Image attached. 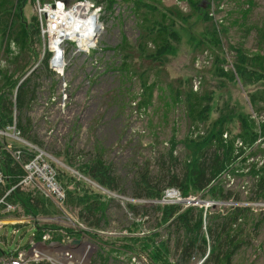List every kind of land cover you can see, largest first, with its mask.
I'll return each mask as SVG.
<instances>
[{
  "label": "rangeland",
  "instance_id": "374dc122",
  "mask_svg": "<svg viewBox=\"0 0 264 264\" xmlns=\"http://www.w3.org/2000/svg\"><path fill=\"white\" fill-rule=\"evenodd\" d=\"M117 1L118 4H114V7L109 11L102 6L101 30L97 33L96 47L92 52L86 56L78 55L74 52L73 47L69 46L65 51L66 65L62 71L63 77L54 74L50 68L51 73L47 71L39 74V78L38 74L33 77L34 81L36 80L41 84V87L38 90L36 101L32 103L30 112H28L31 121L29 130L40 143H43L39 146L49 155V160L70 170L78 177L89 181L79 175L74 168L71 169L63 163L62 159L66 157L68 152L79 164H82L90 155L93 156L97 153V150L103 145L105 158L114 161L117 175L122 179L120 188L124 192H109L97 184L94 185L120 205V208L115 204L110 205L109 222L98 230L99 236L104 242L86 234L85 231L91 232L92 228L78 220V209H67L64 201L56 203L51 198L46 197L38 188H34L32 191L30 190L31 187H25L22 191L34 197L41 198L44 196L48 199L47 201L50 203L48 208L52 210L50 217L58 216L55 220L63 224L57 225L59 228L56 229L45 231L42 229V237L50 232L53 240V234L62 235L61 240L67 243L69 239L65 228L73 229L70 220L77 225L79 224L78 231L82 233L81 239L87 241L91 247L89 256L91 264L105 263L99 258L100 254L107 258L105 264H149L148 259L141 253L131 255L124 250H119L123 246L120 245L122 241L118 238L134 235L143 236L155 231L159 234L158 239L173 238L170 242V260L181 264L176 247L177 242H175L171 230L167 228L168 225L161 226L159 224V213L153 207L148 214L143 212L130 213L128 207V203H133L132 199H135L132 195L131 185L140 165L144 167L148 163L153 172H158L159 167L156 166L155 160L169 149V141L173 136L179 143L176 154L179 156L184 154L181 141L189 134L191 124L186 117V105L182 101L175 100L174 89L179 88L185 91L192 87L195 95L201 94L202 96L213 92L214 100L212 103H215L216 106L210 116V121L219 116L220 109L225 104L239 107L252 114L257 121L264 119V111L258 116L249 102L248 91H253L254 87H249L247 91L242 88L241 83L235 84L212 73L211 67L214 58L212 48L203 45L192 50L185 41L178 45V53L165 61V68L162 69L159 65L152 77L150 76L149 81L156 82L152 86L151 98L147 105L139 106V101L142 98L140 97L142 85L139 78L135 77L134 74H129V78L126 79L127 72L112 68L111 63L119 61L115 48L122 42V39L125 38L131 44L135 43L143 30L141 26L146 21L142 20V15L133 12L132 0ZM154 1H157L159 6L171 7L176 5L185 12L191 11L186 1ZM207 1L198 0L205 5ZM211 1L216 10V17L227 27V34L223 36L224 45H227V40L235 46H242L250 54L257 52L264 54V48L257 42L255 30L256 26L264 27V0ZM40 8L38 3L28 4L24 9L27 20L30 21L34 14L38 15ZM147 19L152 23L158 19V16L153 15ZM197 28L200 30L202 26ZM42 46L40 42L36 46L38 58H32L23 78L29 76L41 62L43 57V53L41 54ZM12 47L15 53L19 51L16 45ZM150 47H153V44H150ZM231 56V53L227 55L229 60H232ZM6 69L11 72L13 65L8 64L6 57L1 52L0 82L3 81V72ZM259 90L263 91L264 88L260 86ZM18 115V111L13 108V116L16 120ZM191 127L195 136L206 129L207 123H200L198 127L193 125ZM231 127L235 132L239 131V121L232 122ZM4 139L6 143H11L13 146H21L18 141L11 139L10 136H6ZM261 140L262 138L254 144V148L263 147L259 146ZM0 142L2 148L7 151L3 142ZM12 151L15 149H11ZM53 152L59 153L61 159L56 158ZM8 153L13 162L19 164V160L11 155L10 151ZM259 154L258 152L257 156L254 157H251L249 153L245 154L243 161L234 163L229 170L222 174L223 190L232 192L234 196L237 195V200H233L234 196L230 200L220 201L214 200L217 198L205 196L204 193H191L190 195L182 193L184 196H195L206 202L213 201V205L209 207L205 206L206 203L204 206H201V203L195 206L204 209L206 212L205 225L209 223L210 213H212L214 220L218 214L221 212L229 213L233 207L246 208L237 228L240 232L238 238H241L243 243L228 264H264V201L256 199L257 189L254 187L256 178L253 176L254 171L260 170L264 162H261V155ZM69 187L72 188V186ZM142 201L153 204V206L165 205L150 200L145 201V199ZM9 216L18 219L23 217L30 221L17 225L7 221L0 223V257L3 253L8 254L16 249L28 248L35 239L36 224L55 225V223H46L45 221H48L49 217L42 215H40L42 217L33 218L30 216L32 217L30 218L20 206L13 213L0 214V219H8L6 217ZM134 222L141 223L142 226L141 229L137 228L136 232L131 233L129 227H132ZM258 222H260L259 227L256 226ZM94 233L92 231V234ZM204 258L196 253L188 264H227L225 261L216 263L214 260H208L210 257L206 260Z\"/></svg>",
  "mask_w": 264,
  "mask_h": 264
},
{
  "label": "trees",
  "instance_id": "16d2710c",
  "mask_svg": "<svg viewBox=\"0 0 264 264\" xmlns=\"http://www.w3.org/2000/svg\"><path fill=\"white\" fill-rule=\"evenodd\" d=\"M32 1L34 4L39 2L43 5L50 0H0V49H2L0 53H3L9 65H13L11 72L9 69L3 72V81L0 82V129L5 130L15 126L20 137L39 146L43 143H40L29 130L31 121L28 112L32 103L36 101L41 87V84L34 81L33 77L38 74L39 78V74L50 72L48 64L50 53L44 50L38 15L34 14L30 21L25 17L24 9L28 4H32ZM76 1L78 0H65L69 6ZM90 1L97 6H104L107 11L112 9L114 4H118L117 0ZM182 1L189 4L191 11L185 12L176 5L159 6L154 0H132L133 12L142 15V20L146 23L141 26L143 30L135 43L131 44L125 38L122 39L115 48L119 61L112 62L111 67L126 71V79L129 78V74L139 78L142 85L139 106H145L151 98L152 86L156 83L149 81L150 76L152 77L159 65L162 69L165 68V61L178 53V45L185 41L192 50L205 45L214 50L211 70L215 76L226 78L235 84L241 83L242 88L246 90L254 87L253 91H247L249 102L259 116L264 111V90H259L260 86L264 88V54L261 52L250 54L242 46H235L227 40V45H224L223 36L227 34V27L216 18V10L211 0H208L206 5L198 0ZM153 15L158 16V19L151 23L147 18ZM198 26L202 28L199 30ZM255 30L257 42L264 48V27L256 26ZM39 42L43 45L42 60L29 76L23 78L32 58H38L36 46ZM150 44H153V47H150ZM13 45L18 47L17 53L13 51ZM229 53L232 54V60L227 57ZM228 65L229 68H227ZM40 68H42L41 71ZM173 93L175 100L182 101L186 105V117L191 124L189 134L181 141L184 154L180 156L176 154L179 143L173 136L169 141V149L155 160L156 166L159 167L158 172H153L148 163L144 167L139 166L131 185L133 197L155 201L162 196L165 189L178 187L184 195L204 193L205 196L217 198L214 200H230L234 195L230 191L223 190L222 174L234 163L243 161V156L247 153L254 157L259 152L261 162L264 161V145H262L264 144L262 143L264 119L257 121L252 114L239 107L225 104L220 109L219 116L210 121L216 106L212 103L213 92L204 96L195 95L193 88L189 87L185 91L176 88ZM13 108L18 111L17 120L13 116ZM235 120L239 121V131L236 132L231 127V123ZM200 123H207V127L194 136L191 126L198 127ZM261 138L259 146L263 147L254 148V144ZM97 140L100 142L99 139ZM20 149H22L23 161L33 155L25 146H21ZM104 149L102 145L97 153L90 155L82 164L71 157L69 152L62 159L67 167L74 168L79 175L90 182L51 161L56 168L57 179L65 190L66 196L63 202L65 207L78 209V220L92 228L91 232L85 231L86 234L92 238H99L101 241L103 240L98 230L109 222L110 205L115 204L118 208L120 205L94 185L97 184L109 192H124L120 188L122 179L117 175L115 163L105 158ZM53 155L60 158L59 153L53 152ZM0 169L9 176L6 185L0 187L1 197L24 175L22 166L13 162L10 154L2 148L1 142ZM254 172L256 199L264 201V162L261 169ZM237 199V195L234 196L233 200ZM47 200L44 196L34 197L18 188L9 197L10 202L18 203L25 214L33 218L40 215L52 216V210L48 208L50 203ZM128 207L130 213L148 214L152 207L159 213V224L168 225L167 228L171 230L177 242L176 247L181 264H188L196 253L203 258L206 257L205 260L210 257L208 260H214L216 263L225 261L228 264L243 243L242 239L238 238L240 232L237 228L246 208L233 207L229 213L221 212L214 220L210 213L209 223L205 225L207 215L204 209L199 207L183 208L177 204L153 206L148 203H128ZM141 226V223L134 222L132 227H129V231L134 233L137 228L141 229ZM256 226L259 227L260 222ZM56 228L59 227L51 224H36L34 240H41L42 229L45 231ZM73 229L65 228L66 235L70 238H80L82 233ZM92 231L95 233L92 234ZM158 236V232L155 231L143 236L121 237L118 240L122 241L120 245L123 247L118 249L131 255L141 253L148 259L149 264H177L176 261L170 260V242L173 238L158 239ZM53 238L61 240L62 235L53 234ZM3 255L6 254L3 253L1 256ZM99 258L106 263L107 258L103 254H100Z\"/></svg>",
  "mask_w": 264,
  "mask_h": 264
},
{
  "label": "built area",
  "instance_id": "2783aa9c",
  "mask_svg": "<svg viewBox=\"0 0 264 264\" xmlns=\"http://www.w3.org/2000/svg\"><path fill=\"white\" fill-rule=\"evenodd\" d=\"M41 7L38 13L40 20L41 36L44 41V50L50 53L49 68L50 70L63 77L65 67V51L72 46L74 52L78 55L86 56L96 47L95 41L98 36L99 26L103 16L102 6H97L90 0H78L70 6L65 0H50L43 5L36 2ZM217 18V17H216ZM95 45V46H94ZM59 54L60 59L57 57ZM61 74V75H60ZM65 97V94L63 95ZM12 131V133H10ZM6 136L18 141L21 146L33 154L28 160H22L21 146H13L6 143ZM4 137V138H3ZM0 140L4 142L7 151L19 160V164L24 170V175L18 183L5 191L0 197V213L9 214L17 211L18 205L9 201L10 195L15 189L23 190L25 187H31L30 190L38 188L46 197L51 198L56 203L65 200V190L57 179L56 168L51 164L49 155L39 146L30 143L19 136L15 126L7 129H0ZM15 151L11 152V149ZM9 178L0 169V187L6 185ZM35 193V192H34ZM144 199H132L135 204L144 203ZM146 201V200H145ZM152 202V201H151ZM157 204H178L183 208L198 206L206 207L213 205V201L206 202L195 196H184L180 189L169 187L164 190L160 199L155 200ZM55 218H49L46 223H58ZM29 222L30 220L22 218L16 220L19 222ZM0 223H3L0 220ZM74 229H79V224L70 220ZM68 242L64 240H53L50 232L43 235L40 241H32L28 249L15 250V252L0 257V264H37L47 262L49 264H91L90 253L91 247L87 241L82 240L79 245H71V239Z\"/></svg>",
  "mask_w": 264,
  "mask_h": 264
},
{
  "label": "water",
  "instance_id": "95a60500",
  "mask_svg": "<svg viewBox=\"0 0 264 264\" xmlns=\"http://www.w3.org/2000/svg\"><path fill=\"white\" fill-rule=\"evenodd\" d=\"M102 189H104V188H102ZM81 240H82L81 238L72 239V241L70 242V244L71 245H79V244H81Z\"/></svg>",
  "mask_w": 264,
  "mask_h": 264
},
{
  "label": "crops",
  "instance_id": "0c3cea01",
  "mask_svg": "<svg viewBox=\"0 0 264 264\" xmlns=\"http://www.w3.org/2000/svg\"><path fill=\"white\" fill-rule=\"evenodd\" d=\"M6 218H8V219H1L3 222L4 221H7L8 223L10 222V224L12 223V221H13V219H15V218H12V217H6Z\"/></svg>",
  "mask_w": 264,
  "mask_h": 264
},
{
  "label": "bare ground",
  "instance_id": "6f19581e",
  "mask_svg": "<svg viewBox=\"0 0 264 264\" xmlns=\"http://www.w3.org/2000/svg\"><path fill=\"white\" fill-rule=\"evenodd\" d=\"M71 4V3H70ZM99 30H101V27L99 26ZM99 30H98V32H99ZM60 55L61 54H59L57 57L60 59Z\"/></svg>",
  "mask_w": 264,
  "mask_h": 264
}]
</instances>
